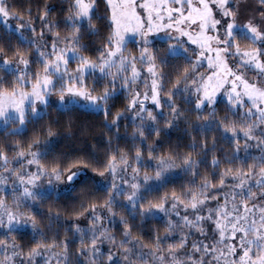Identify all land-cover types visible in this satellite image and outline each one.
Segmentation results:
<instances>
[{
    "label": "rangeland",
    "instance_id": "1",
    "mask_svg": "<svg viewBox=\"0 0 264 264\" xmlns=\"http://www.w3.org/2000/svg\"><path fill=\"white\" fill-rule=\"evenodd\" d=\"M105 1L112 36L109 44L100 48V55L89 59L79 50L75 24L89 17L95 0H74L76 14L69 21L75 26L66 36L46 29L34 30L31 24L8 12L4 0H0V23L33 43L44 61V69L29 89L0 91V128L14 120L37 116L48 104H76L105 111L111 91L92 93L85 81L89 76L108 75V71L123 77V87L130 85L125 114L139 126L151 124L173 103L171 97L162 94V74L150 48L154 40L161 39L171 40L169 54L186 53L187 49L194 53L190 54L191 77L184 86L176 85L175 91H187L199 109L211 108L218 100L241 109L251 120L241 136L252 141V145L254 139L255 145L264 142V0ZM239 34L254 44H240ZM130 41L137 44L138 53L127 48ZM2 63L7 70L23 72L26 68L21 59H3ZM252 129L258 136L252 135ZM38 156L35 151L13 158L0 156V231H35L33 221L23 214L21 206L35 196L67 191L89 173L84 167H76L61 177L58 171L40 168ZM117 160L99 181L111 186L113 193H123L122 201L130 208L137 204L143 190L161 182L175 166L161 158L159 169L149 174L139 158L133 163L123 156ZM235 179L219 197L170 198L145 210L165 219L175 233H181L182 244L174 252L155 250L149 255L140 250L137 255L145 264H264V177ZM111 216L102 209L88 223L94 227L97 239L86 249L84 264H109L112 260V256L103 254L109 249L106 232ZM78 224L85 225L87 220L81 218ZM0 250L1 264H23L13 243L0 244ZM42 259L44 264H64L57 254L44 255Z\"/></svg>",
    "mask_w": 264,
    "mask_h": 264
},
{
    "label": "trees",
    "instance_id": "2",
    "mask_svg": "<svg viewBox=\"0 0 264 264\" xmlns=\"http://www.w3.org/2000/svg\"><path fill=\"white\" fill-rule=\"evenodd\" d=\"M4 3L8 12L31 24L36 31L46 29L66 36L77 25L79 50L89 59H96L100 48L109 44L112 36L105 0H95L89 17L75 25L69 21L76 14L74 0H4ZM239 35L240 44H254L246 35ZM170 43L171 40L156 39L150 45L162 74V94L173 101L151 124L139 126L125 114L130 85L123 87V77L108 71V75L89 76L85 81V87L92 93L111 91L105 111L76 104L65 107L48 104L39 115L14 120L0 128V156L13 158L35 151L39 153L38 166L47 172L58 171L64 177L76 167L89 171L69 190L35 196L21 206L23 214L33 221L35 231H0V244L16 245L23 264L32 261L44 264L42 257L49 254L62 256L64 264H84L86 249L97 239L94 227L88 223L102 209L112 215L106 232L111 251L103 253L112 256L109 264H145L138 251L149 255L155 250L174 252L182 244L181 233H175L165 219L145 210L170 198L219 197L231 179L237 180L235 177L251 180L264 177V142L258 146L254 139L252 145V141L241 136L251 122L241 109H234L225 100H218L211 108L199 109L188 98L187 91H175L176 85L184 86L190 79L194 53L187 49L186 53L169 54ZM127 48L139 52L132 41ZM3 59L24 60L25 71L7 70ZM43 69L44 61L34 44L0 23V91L29 89ZM22 80L27 81L21 83ZM252 130V135L258 136ZM121 156L132 163L139 158L149 174L159 169L161 158L175 166L165 179L143 190L137 204L130 208L122 201L123 193H113L111 186H103L99 181ZM81 218L87 224L80 226ZM1 258L0 250V264Z\"/></svg>",
    "mask_w": 264,
    "mask_h": 264
}]
</instances>
